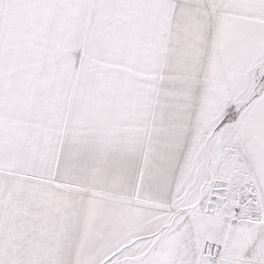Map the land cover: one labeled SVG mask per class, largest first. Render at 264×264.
Listing matches in <instances>:
<instances>
[{
	"label": "snow or ice",
	"instance_id": "1",
	"mask_svg": "<svg viewBox=\"0 0 264 264\" xmlns=\"http://www.w3.org/2000/svg\"><path fill=\"white\" fill-rule=\"evenodd\" d=\"M0 264H264V0H0Z\"/></svg>",
	"mask_w": 264,
	"mask_h": 264
}]
</instances>
